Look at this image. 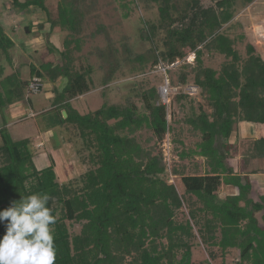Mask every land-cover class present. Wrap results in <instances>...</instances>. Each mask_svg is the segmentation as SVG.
Listing matches in <instances>:
<instances>
[{
	"label": "trees",
	"instance_id": "1",
	"mask_svg": "<svg viewBox=\"0 0 264 264\" xmlns=\"http://www.w3.org/2000/svg\"><path fill=\"white\" fill-rule=\"evenodd\" d=\"M10 1L21 11L33 7L45 14L49 34L57 31L62 39L60 64L46 65L44 73H36L50 82L67 79L60 93L54 90L55 107L45 113L54 111V116L45 127H65L81 163L89 169L60 183L53 165L37 170L29 140L13 141L3 129L0 210L32 193L54 197L50 206L56 217V264H193L194 252H205L178 188L169 182V176L178 177L185 193L197 195L200 201L201 224L216 240L219 264H228L233 251L238 259L230 264H264V223L258 218L263 213L264 219V204L250 197L243 176L232 172L221 176L236 150L230 143L234 127L264 125V60L251 45L242 55L235 46L243 42V34L229 33L238 7L255 0H119L125 19L138 2L155 6L158 17L143 21L146 37L141 34L140 39L150 45L145 52L134 53L125 43L120 50L108 44L98 51L107 67L102 84L111 83L121 59L131 73L142 75L148 68L174 65L194 55L193 64L181 65L169 85L196 87L204 105L184 89L175 92L172 101L181 116L169 113L171 103L160 101L155 85L137 93L140 107L127 100L80 115L70 102L90 92L92 68L77 70L74 63L91 8L84 0H58L55 9L47 0ZM12 46L0 24V57ZM206 52L223 57L219 70L205 65ZM28 85V80L18 82L13 74L0 82V114L23 100ZM143 132L148 136L143 138ZM167 135L177 159L169 169L160 148ZM188 136L197 139L193 148H186ZM240 146L242 166L264 158V137L244 139ZM198 157L202 164L195 161ZM222 185L235 186L238 195L220 200ZM69 223L79 225V232H70ZM196 264L211 263L205 257Z\"/></svg>",
	"mask_w": 264,
	"mask_h": 264
},
{
	"label": "rangeland",
	"instance_id": "2",
	"mask_svg": "<svg viewBox=\"0 0 264 264\" xmlns=\"http://www.w3.org/2000/svg\"><path fill=\"white\" fill-rule=\"evenodd\" d=\"M21 2L25 0H20ZM58 0H47L46 4L51 5L53 9H55V5ZM218 0H213L212 2H216ZM86 8H91L89 14H87L85 23L83 25L82 39L84 43L82 44V48L79 53H76V61L74 63L75 69L82 70L90 66L92 68V72L90 74L91 82H89L90 92L79 96L72 100V107L80 114L85 115L90 112H94L103 106L107 105H121L125 104L127 100L134 101L138 107L141 106L140 100L137 98V93H140L147 86L155 85L158 89L164 87L166 83L170 80L174 81L178 72L181 71V65L184 63L193 64L194 55H188L185 61L176 62L174 66L170 67L167 70V73L164 74L158 68H148L144 74L136 75L130 72V65L125 64L121 59L120 66L117 71L113 75V79L109 85L104 86L102 81L104 79V73L107 70L106 66L102 65L101 58L99 57V52L106 49L108 44L114 45L119 50L121 49L122 44L128 45L130 49L134 53H143L149 48V43L140 39L141 34H145V25L143 23L147 20H156L158 17V13L156 11V7L152 6L151 8L144 6L142 3L138 2L137 5H134L132 10L130 11L129 17L127 19L124 18V10L119 5V0H84ZM89 5V6H87ZM243 7H239V10ZM30 9L20 11L19 8H15L10 0H0V24L2 23V28L5 30V33L8 36H14L16 41H20L23 50L29 52L33 58L34 53L31 51L32 49V40L38 34H42L39 32V28H33L31 25V20L29 18V13L33 14V19L35 21V25L38 23L47 24V31L50 30V25L46 23L45 14L38 11L36 8H33V11L30 12ZM32 10V9H31ZM258 14V13H257ZM25 17L23 18L21 17ZM21 17V18H20ZM248 18V17H247ZM248 20V21H247ZM245 24L248 22L250 24V20L247 19ZM11 22V24H10ZM146 24V23H145ZM30 26V30L27 32L26 27ZM250 26V25H249ZM38 27V26H37ZM248 30V29H247ZM246 33L251 34L250 31ZM231 33V32H230ZM50 35V34H49ZM231 36L235 37V34L232 33ZM19 37V40L17 39ZM46 45L48 46L47 38ZM54 38H50V41L57 43L59 46L61 44L62 39L60 36H57L55 40ZM246 42V41H245ZM244 42V43H245ZM244 43L240 45H236L239 52L244 55ZM247 43V42H246ZM52 47V46H51ZM99 51V52H98ZM79 58V59H78ZM205 65L219 70L221 63L223 62V57L212 55L207 56V52L204 56ZM21 67V68H20ZM18 69H16L19 73L20 79L27 80L29 79V67L27 65H21ZM102 67V68H101ZM81 68V69H80ZM45 69V67H44ZM8 72H11V68H7ZM147 85V86H146ZM170 91L172 92L169 95V102L171 103L169 107V113L174 112L178 116H181L179 106L177 103L172 101L174 93L182 92L184 87L173 86L170 87ZM47 92L40 90L36 93H30L28 101V107L33 106V112L27 111L25 113V118L33 117L27 120V124L24 127H12L11 128V139L19 140L27 137H33L36 134L32 133L33 129L37 131V125L43 126L47 124V121L51 119V116H54V113L48 114H37L38 110L41 108L49 109L52 105V99L47 98ZM197 101H202L198 95H194ZM203 102V101H202ZM204 105V102L202 103ZM34 113V114H32ZM63 115V112H62ZM36 116V118H34ZM65 118V117H64ZM169 119V116H168ZM36 123V126H34ZM18 131V132H17ZM54 137L46 138L45 151L48 152L49 149L58 148L60 146H65L67 143L73 144L72 157L68 155L72 161L76 165H79L82 168V173H84L88 168V166H84L81 163L80 156L77 154V150L75 147V140H71L69 138L68 132L65 127H56L51 130ZM9 132V131H8ZM9 134V133H8ZM142 137L145 138L148 136L147 132H143ZM185 140L186 148H193L194 143L197 139L188 136ZM2 144V140H1ZM173 145L170 142V138L167 135L164 139V142L160 148L162 149V153L164 156L165 163L168 166V169L173 165V162L176 159L174 153L172 152ZM39 152V151H37ZM69 152V151H67ZM66 152V153H67ZM40 153V152H39ZM56 157V175L58 181L60 183H66L69 180L75 177H78L79 173H70V168L64 167L67 166L66 161L55 154ZM69 161L70 163L72 161ZM202 158H195V161L199 164H202ZM72 165V164H71ZM81 173V174H82ZM68 178V179H66ZM169 182L174 184L180 193V197L184 204V211L186 215L190 218L195 228V232L198 237V241L201 243V246L205 252V255H201L198 251L194 252L193 264H196L198 261L203 260L205 257L211 264H219L220 258L216 248V240L210 235L209 231L202 226V215L198 214V210L200 209V201L195 194H187L185 193V188L182 186L180 182V178L169 176ZM80 226L75 223H69V230L72 233H78ZM238 259V252L233 251L232 255L227 258L228 264H230L233 260Z\"/></svg>",
	"mask_w": 264,
	"mask_h": 264
},
{
	"label": "crops",
	"instance_id": "3",
	"mask_svg": "<svg viewBox=\"0 0 264 264\" xmlns=\"http://www.w3.org/2000/svg\"><path fill=\"white\" fill-rule=\"evenodd\" d=\"M29 11L32 12L33 7H31ZM29 14H30L29 18L31 20L32 27L37 29L39 28L40 29L39 32L43 33V35L38 34V36H35L33 38L31 44L32 47H30L32 49L31 51L34 53V56L36 58H33L29 52L23 50L24 48L21 42L16 41L14 36H8L4 30L5 35L11 40L13 46L11 49L8 50L5 57L4 56L0 57V82H2V80L5 77L11 74L15 75L18 82L22 81L23 79H20L19 77L20 75L19 73L21 72H18L16 69H18L21 65L24 64L27 65L29 67V79H27L28 82L30 83V81L33 78L39 77V79L42 81L43 84V88L41 90L48 93L47 98L52 99V105L49 109L41 108L38 110L37 114L42 115L45 114L47 111L53 109V107H55L54 90L60 93L66 86L67 79L64 77H60L55 82H50L46 78H43V76H39L40 73L41 74L44 73L43 70L46 65L53 64L54 67L60 64L61 59L58 51L61 48V44L59 46L54 41L55 38L59 36L57 31L49 35L50 30L47 31L46 29L47 24L38 23V25H35V21L33 19L34 15L31 13ZM21 17L23 18V20L25 19V17L23 16ZM247 19L250 20V24H248V22L245 24V21ZM229 25H234V29L230 31L231 33L229 32L230 35L234 33L235 36H237L238 34H243L244 36L243 42L237 41L236 45L238 46L246 41L247 43L246 42L244 43V50L246 45H251L254 48L255 52L259 56H261V58L264 60V0H255L248 6L246 7L243 6V8L240 10L238 7L234 15V18L232 19ZM1 26H3L2 23ZM246 30L250 31L251 34L246 33ZM44 37L47 38V42L52 44V47L49 48L46 45V39H44ZM50 38H54L53 39L54 43L50 41ZM17 39L19 40V37H17ZM235 48L237 49L236 46ZM8 67L11 68V72H8L7 70ZM22 94H23V100L8 106L0 114V131L4 129L7 131V133H9L10 136L12 133L11 131L12 127L14 126L17 128L24 127L25 124H27L28 122L27 120L33 118V117L25 118L24 116L27 111H30V113L33 112L32 110L33 106L28 107V101H30L29 92L25 89V91H23ZM70 104L72 106V102H70ZM52 113H54V111H52ZM34 118H36V116H34ZM34 126H36V123ZM27 127H29L28 124ZM36 127H37V131L36 129L32 130L33 134L37 133L35 136L33 137L30 136L24 139L22 138L19 140H14V139L12 140L13 141L29 140L31 142L34 153L33 161L37 170H42L51 165H53L54 170H56V166H57L56 157H55L56 154L59 157V159L62 158V162L63 160L66 161L65 164L67 166L64 167L70 168L71 174L72 173L76 174L78 171L79 173L77 174L81 175L82 168H80L79 165H76L74 161L71 160L72 158L70 159V157H68V155H71L72 157V152H74L73 144L69 142L65 146L62 145L58 148L49 149L48 152H46L44 150L46 146L44 145L47 140L46 138L53 139L54 135L52 131L49 129L47 130L45 125L43 126V124H41V126L37 125ZM261 137H264V125L262 124L240 123L236 125L234 127V134L230 140L231 141L230 143L236 147V150L235 152H232L231 158L228 160L227 165L225 166V168L221 170L222 172L221 176L223 177L230 172H232L233 175L243 176L247 182L250 191V197L253 198L255 201L260 202L261 204L262 203L264 204V158L252 159L248 162L246 166H242V162H241L242 150L240 146L241 141L244 139L247 138L259 139ZM0 146H1V137H0ZM37 151H39L40 153ZM70 160L72 161L71 163L69 162ZM235 195H238V190L235 186L222 185L218 193V198L220 200H223L228 196H235ZM262 216L263 213L259 214L258 218L261 222L264 223V219L262 218Z\"/></svg>",
	"mask_w": 264,
	"mask_h": 264
},
{
	"label": "clouds",
	"instance_id": "4",
	"mask_svg": "<svg viewBox=\"0 0 264 264\" xmlns=\"http://www.w3.org/2000/svg\"><path fill=\"white\" fill-rule=\"evenodd\" d=\"M34 79V78H33ZM55 198L32 193L0 210V264H56Z\"/></svg>",
	"mask_w": 264,
	"mask_h": 264
},
{
	"label": "built area",
	"instance_id": "5",
	"mask_svg": "<svg viewBox=\"0 0 264 264\" xmlns=\"http://www.w3.org/2000/svg\"><path fill=\"white\" fill-rule=\"evenodd\" d=\"M172 66L174 65L165 66V65L160 64L157 68L160 69L164 74H166L167 70ZM42 88H43L42 81L39 78H34L30 81L28 85V92L29 94L36 93V92H39ZM170 89L172 88H170L169 82L166 83L164 87L162 88L160 87L158 89L160 101L164 104L169 103V95L172 93ZM183 92H186L189 96H193L196 94V87L188 86L183 90Z\"/></svg>",
	"mask_w": 264,
	"mask_h": 264
},
{
	"label": "water",
	"instance_id": "6",
	"mask_svg": "<svg viewBox=\"0 0 264 264\" xmlns=\"http://www.w3.org/2000/svg\"><path fill=\"white\" fill-rule=\"evenodd\" d=\"M144 37H146V35L144 34ZM63 117H66V113L65 112H63Z\"/></svg>",
	"mask_w": 264,
	"mask_h": 264
}]
</instances>
